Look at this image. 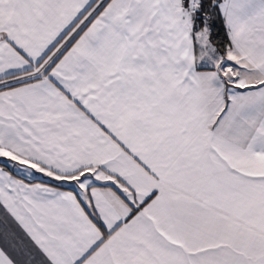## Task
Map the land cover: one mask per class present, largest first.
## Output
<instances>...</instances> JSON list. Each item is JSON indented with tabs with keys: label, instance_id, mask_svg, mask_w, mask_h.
I'll list each match as a JSON object with an SVG mask.
<instances>
[{
	"label": "snow or ice",
	"instance_id": "snow-or-ice-1",
	"mask_svg": "<svg viewBox=\"0 0 264 264\" xmlns=\"http://www.w3.org/2000/svg\"><path fill=\"white\" fill-rule=\"evenodd\" d=\"M0 264H264V0H0Z\"/></svg>",
	"mask_w": 264,
	"mask_h": 264
},
{
	"label": "crops",
	"instance_id": "crops-1",
	"mask_svg": "<svg viewBox=\"0 0 264 264\" xmlns=\"http://www.w3.org/2000/svg\"><path fill=\"white\" fill-rule=\"evenodd\" d=\"M65 187H67V186H65Z\"/></svg>",
	"mask_w": 264,
	"mask_h": 264
}]
</instances>
